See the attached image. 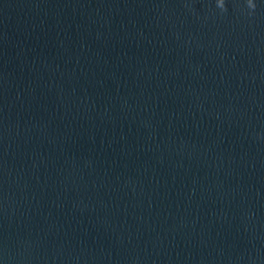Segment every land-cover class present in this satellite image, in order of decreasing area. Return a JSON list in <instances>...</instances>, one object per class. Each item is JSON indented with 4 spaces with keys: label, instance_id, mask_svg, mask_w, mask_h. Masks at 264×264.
Returning <instances> with one entry per match:
<instances>
[{
    "label": "water",
    "instance_id": "water-1",
    "mask_svg": "<svg viewBox=\"0 0 264 264\" xmlns=\"http://www.w3.org/2000/svg\"><path fill=\"white\" fill-rule=\"evenodd\" d=\"M0 264H264V0H0Z\"/></svg>",
    "mask_w": 264,
    "mask_h": 264
}]
</instances>
